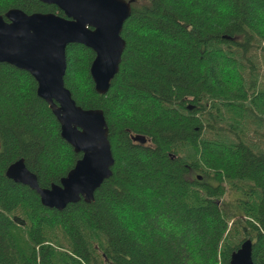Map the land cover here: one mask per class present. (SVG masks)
<instances>
[{"label": "trees", "instance_id": "16d2710c", "mask_svg": "<svg viewBox=\"0 0 264 264\" xmlns=\"http://www.w3.org/2000/svg\"><path fill=\"white\" fill-rule=\"evenodd\" d=\"M121 37L105 95L94 53L66 47L64 86L103 112L114 164L92 202L61 211L5 171L23 159L49 188L81 154L32 76L0 63V264H229L245 239L264 264V0H133Z\"/></svg>", "mask_w": 264, "mask_h": 264}, {"label": "water", "instance_id": "95a60500", "mask_svg": "<svg viewBox=\"0 0 264 264\" xmlns=\"http://www.w3.org/2000/svg\"><path fill=\"white\" fill-rule=\"evenodd\" d=\"M37 1L54 5L64 17L8 10L0 16V63L32 76L37 96L48 104L60 125L61 138L81 158L59 184L49 188L39 186L23 159L11 164L5 176L35 191L44 207L61 211L80 200L92 202L95 191L110 177L114 164L103 112L77 106L64 86L66 47L80 44L94 53L90 76L95 92L105 95L119 71L126 45L121 32L131 15L133 0ZM132 140L145 143L140 136ZM229 264H253L250 239H245L231 254Z\"/></svg>", "mask_w": 264, "mask_h": 264}, {"label": "rangeland", "instance_id": "374dc122", "mask_svg": "<svg viewBox=\"0 0 264 264\" xmlns=\"http://www.w3.org/2000/svg\"><path fill=\"white\" fill-rule=\"evenodd\" d=\"M226 197V198H225ZM225 197H223V199H225V201L230 197V196H225Z\"/></svg>", "mask_w": 264, "mask_h": 264}]
</instances>
